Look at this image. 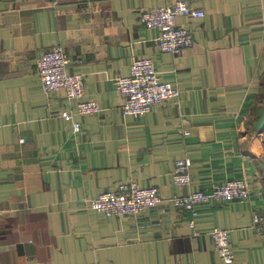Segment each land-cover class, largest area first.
<instances>
[{
    "label": "crops",
    "instance_id": "obj_1",
    "mask_svg": "<svg viewBox=\"0 0 264 264\" xmlns=\"http://www.w3.org/2000/svg\"><path fill=\"white\" fill-rule=\"evenodd\" d=\"M181 1L204 18L178 19L194 44L174 56L139 20L166 0H0V264H223L216 228L231 232L232 264H264V234L252 225L264 213V130L254 129L264 105V0ZM56 47L99 114L80 116L63 92L43 91L35 62ZM140 58L181 97L135 119L115 82ZM184 159L188 187L172 181ZM131 180L156 188L160 205L128 217L88 209ZM229 180L245 181L249 198L198 205L194 219L173 203Z\"/></svg>",
    "mask_w": 264,
    "mask_h": 264
},
{
    "label": "built area",
    "instance_id": "obj_2",
    "mask_svg": "<svg viewBox=\"0 0 264 264\" xmlns=\"http://www.w3.org/2000/svg\"><path fill=\"white\" fill-rule=\"evenodd\" d=\"M180 17L193 19L204 18V13L195 10L184 1L166 0V5L140 12V23L149 30L160 31L158 47L162 53L180 55L194 44L192 31L178 24ZM71 59L63 48L56 47L39 57L35 62L36 71L42 82L45 93L63 92L70 101L77 102V114L95 116L101 112L100 106L93 100L85 99V80L82 75L69 72ZM116 91L123 100L125 116L140 119L166 102L178 103L181 91L170 84L163 83L151 59L140 58L131 65L128 77L115 82ZM63 117L71 120L73 115L64 113ZM75 132L81 131V125L73 124ZM192 163L190 160H178L172 179L175 185L188 187L191 184ZM250 189L245 181L233 180L217 185L209 193L194 192L181 197H174L173 203L178 208L191 212L196 216V206L215 202L228 204L233 200L247 199ZM162 198L155 188L140 187L135 181L121 183L113 192H107L89 202L91 210L107 217L138 216L160 205ZM253 228L264 234V214L254 213ZM194 227V221L191 222ZM211 237L215 243L218 256L223 264H232L231 232L214 229Z\"/></svg>",
    "mask_w": 264,
    "mask_h": 264
},
{
    "label": "water",
    "instance_id": "obj_3",
    "mask_svg": "<svg viewBox=\"0 0 264 264\" xmlns=\"http://www.w3.org/2000/svg\"><path fill=\"white\" fill-rule=\"evenodd\" d=\"M254 129L257 132H260V131L264 130V105H263L261 118H260L258 124L255 126Z\"/></svg>",
    "mask_w": 264,
    "mask_h": 264
},
{
    "label": "rangeland",
    "instance_id": "obj_4",
    "mask_svg": "<svg viewBox=\"0 0 264 264\" xmlns=\"http://www.w3.org/2000/svg\"><path fill=\"white\" fill-rule=\"evenodd\" d=\"M172 181H173V179H172ZM229 181H233V180H229ZM229 181H227V182H229ZM135 183H136V182H135ZM174 184H175V183H174ZM224 184H225V183H224ZM155 189H156V188H155ZM157 191H158V190H157ZM193 193H194V192H193ZM97 198H98V197H97ZM173 201H174V200H173ZM89 202H90V201L87 202V207H88L89 210H91V207H90V205H89ZM96 212H97V211H96ZM259 214H260V213H259ZM261 214H264V213H261ZM124 217H128V216H124Z\"/></svg>",
    "mask_w": 264,
    "mask_h": 264
}]
</instances>
